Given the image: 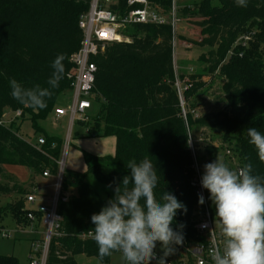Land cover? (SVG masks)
Segmentation results:
<instances>
[{
    "label": "trees",
    "instance_id": "16d2710c",
    "mask_svg": "<svg viewBox=\"0 0 264 264\" xmlns=\"http://www.w3.org/2000/svg\"><path fill=\"white\" fill-rule=\"evenodd\" d=\"M91 1L0 0V174L2 166L15 165L27 168L33 178L42 177L45 172L58 176L63 140L52 135L44 138L42 146L29 143L15 131L16 122L7 127L1 119L10 109L20 112L18 120H30L36 134L44 131L41 123L54 115L60 106L59 96L70 89L68 75L75 68L71 58L83 40L79 21L89 11ZM149 1L165 12L172 4V0ZM197 1L189 9H180V18L183 16L194 28L191 34L200 37L187 43L210 49L204 57V72L222 80L227 108L199 117L190 112L184 115L175 83L177 79L193 82V88L185 94L189 104L200 90L197 78L201 75L176 74L171 27H128L133 31L129 42L111 44L104 54L92 59L98 69L95 113L87 122L77 123L97 137H115L116 153L98 157L84 152L85 173L64 171L57 206L60 235L50 242L46 264H77L76 257L80 255L110 264L111 257L120 254L100 260L98 246L88 235L94 228L91 215L114 197L117 184L130 174L126 165L131 159L152 160L159 178L157 198L169 191L187 207L186 214L177 212L173 229L180 230L178 225L183 224V234L196 240L194 225L204 208L193 187V130L221 133L232 147L238 167L251 162L253 174L264 178V163L247 136L248 127L264 134V54L259 51L264 50V0H248L247 7H238L235 0ZM125 5L126 0H120V8ZM247 35H251V40L245 47L237 44ZM59 54L65 57V72L59 87L51 89L53 94L47 98L46 108L33 110L11 96V79L25 88L36 84L50 88L47 81L52 76L51 65ZM207 153L216 152L208 148ZM10 180V185L0 184V197L7 199L0 207V218L9 214L15 222L27 224V215L33 212L40 220L37 210L26 207L27 196L33 194L28 191L31 184ZM205 194L215 221V208L206 189ZM32 254L31 250L30 261ZM0 264L21 263L14 256L0 255Z\"/></svg>",
    "mask_w": 264,
    "mask_h": 264
},
{
    "label": "clouds",
    "instance_id": "9594fccd",
    "mask_svg": "<svg viewBox=\"0 0 264 264\" xmlns=\"http://www.w3.org/2000/svg\"><path fill=\"white\" fill-rule=\"evenodd\" d=\"M238 7H247L248 0H235ZM63 54L52 62L50 88L39 84L25 88L15 79L9 81L11 96L25 107L40 110L47 107L51 89L59 87L65 67ZM249 143L264 163V134L255 127L247 128ZM247 160V157H245ZM130 174L114 189V197L91 215V234L98 246L100 260L120 253L125 264H168L175 246L183 245L184 225L173 229L178 211L187 207L169 191L157 198L158 175L151 159H131L126 165ZM201 186L209 192L215 208V226L220 241L210 249L212 264H264V178L253 174L251 162L238 168L223 160L204 165ZM111 187V185H109ZM198 203L203 205L201 194ZM204 227H207L205 224ZM157 244L162 255H157Z\"/></svg>",
    "mask_w": 264,
    "mask_h": 264
},
{
    "label": "built area",
    "instance_id": "2783aa9c",
    "mask_svg": "<svg viewBox=\"0 0 264 264\" xmlns=\"http://www.w3.org/2000/svg\"><path fill=\"white\" fill-rule=\"evenodd\" d=\"M179 0H172L171 8L165 12L158 6H154L149 0H126L124 9L120 8V0H92L89 11L83 15L79 21V27L83 33L81 47L76 52L71 61L74 65V70L68 75L70 80V89L73 92L72 105L69 109L58 108L55 110V117H69L70 131L78 122H87L89 119L88 111L93 107L95 100L97 66L92 60L98 55L104 54L107 47L114 43L129 42L124 31L128 27L134 25H169L175 37L177 36L178 25L181 23ZM251 40V35L244 36L238 40L237 44L245 47ZM194 84L190 80L177 79L175 87L184 112L183 97L187 91L193 88ZM20 117V112L17 113ZM71 137L69 135L66 141V147L70 146ZM45 144L44 139L38 141V146ZM195 159V155H194ZM63 160V158H62ZM60 162V171L57 176L56 193L51 209L45 206H40L37 209L41 215L40 222L45 226L46 240L44 241L42 253L43 259L38 258L41 250L40 242L37 241L33 245L32 252L37 257H31L30 264H46L48 249L51 240L59 236L61 227V218L57 213L58 201L61 197L63 174L65 171L64 163ZM196 161V160H195ZM196 176L193 182V187L196 189V194L199 197L201 194L205 198L203 204L204 213L201 218L195 221L194 230L196 240L184 235L183 245L175 246L176 250L173 255L169 256L168 264H212L210 259V249L220 241L219 229L215 226V221L211 217L206 201L205 189L201 186V173L197 163L194 164ZM44 177H49V172L43 174ZM36 201V195L30 194L26 198L28 204H33ZM28 220L37 222L38 218L33 212H29ZM207 227H204V225ZM4 238L13 239L12 235L4 234ZM90 233L88 237H91ZM43 243V242H41ZM157 247H160L157 244ZM157 255H162V252L157 251ZM155 262V261H153Z\"/></svg>",
    "mask_w": 264,
    "mask_h": 264
},
{
    "label": "rangeland",
    "instance_id": "374dc122",
    "mask_svg": "<svg viewBox=\"0 0 264 264\" xmlns=\"http://www.w3.org/2000/svg\"><path fill=\"white\" fill-rule=\"evenodd\" d=\"M196 1L197 0H179L178 5L182 11L184 9L191 8V5ZM128 29L124 31V36L131 40L129 36L133 34V31L131 29ZM193 31L194 28L189 25L187 19L181 16V23L178 25L177 36L175 37L174 55L178 60H180L179 63L177 62L178 64L176 63L179 69L178 76H181L183 73H187L190 68L192 69L189 72L192 74L188 75H201L198 76L199 78H197V82L200 85V90L196 93L198 96L194 94L189 104H186L185 97H183L184 112H190L193 116L197 117L201 116V114L205 113V111H208L209 109L221 110L226 101L223 100L224 93L222 80L215 75L206 74L204 72V68L206 67L204 64V57L208 54L210 49L206 47L200 48L196 45L192 46L187 43L188 41H198L200 39V37L196 34H191ZM139 36L141 37V35ZM259 51L264 54V50L260 49ZM210 99H212V101H214L215 104L218 105L205 109L206 105L203 104V101ZM72 100L73 92L71 89H69L59 96L58 104L65 109H69L72 105ZM94 110L95 106L93 105V107L88 111V117L92 116L95 113L94 112L90 115V113ZM14 119V115L10 112V110H7L3 114V118L1 119V121L7 127L11 126L12 122H16L17 126L14 127V129H16L15 131L22 139L29 143L36 144L40 137L45 138L47 136L59 135V137L64 141L62 162L65 165V169L68 168L72 160L83 163L84 166L82 151L83 149H85V147L90 148V151H103L108 154L107 156L111 154L114 155V152L116 151L114 142H110L108 137L101 139L87 137V135L85 134V130L81 129V126L78 125H75L71 132L69 118L67 119V122L62 123L61 120L57 121L52 116H49L46 121H43L41 123L44 131H41L38 134L35 133L33 123L30 120L15 121ZM76 133L82 134V136L84 137L80 140H75ZM69 135L71 137V144L70 146L66 147V141L68 140ZM103 140H106V142ZM190 141V147L195 154V163L199 165L201 176L204 172V165L206 163L215 161L216 158L223 160L231 168H238V159L233 154L232 147L224 141L221 133L210 130H193V136ZM208 148L215 149L216 153L209 155L207 153ZM3 169L8 175H11L10 172H15L18 176H21L20 178L23 181H30V171L25 168L6 165L3 166ZM17 175H14L15 179L17 178ZM0 181V183L2 184L10 185L5 180V178H3V175H1ZM55 182H57L56 177H51L49 181L43 180V178H39L37 182V202H44V206L48 209H51L53 207V201L57 186V184L54 186ZM50 183H52L53 186H49ZM93 183L100 190L98 185L95 182ZM29 191L30 193L33 192V190ZM6 201V198L0 197V207L4 206ZM29 206H32V204H29ZM31 223L34 222L27 220V224L22 223L19 229H17L16 223L9 214H7V216H4L2 219L0 218V253L2 252V254L10 256L14 255L20 260L22 264H30V251L33 250V245L35 244V242L39 241L41 250L37 256L42 261V248L44 241L47 238L45 226L42 222H40V224L42 225L40 227V230H44L43 232L37 230L36 228H34V230H26V227ZM4 234L12 235L13 239L9 240L7 238H4ZM32 256L35 259L37 258L34 253L32 254ZM77 264H100V262L95 258L88 259L85 256H79L77 258ZM110 264H125V261L123 260L121 254H115L111 257ZM152 264H155V262H152Z\"/></svg>",
    "mask_w": 264,
    "mask_h": 264
},
{
    "label": "crops",
    "instance_id": "0c3cea01",
    "mask_svg": "<svg viewBox=\"0 0 264 264\" xmlns=\"http://www.w3.org/2000/svg\"><path fill=\"white\" fill-rule=\"evenodd\" d=\"M174 47H175V43H174ZM197 47H200V46H197ZM200 48H204V47H200ZM180 62V60H178L176 57H175V55H174V65H175V71H176V74L177 75H179V69H178V66H177V64ZM177 63V64H176ZM192 68H190V70H191ZM190 70H188V72L187 73H183L182 75H188V74H192V73H190L189 71ZM196 96H198L197 94H196ZM223 100L225 101V99H224V97H223ZM203 104L204 105H206V107H205V109L206 108H208V107H212V106H217L218 104H215V102L214 101H212V99H210V100H204L203 101ZM59 108H64V107H62L61 105L59 106ZM214 108V107H213ZM225 108H227V104L225 103V105H223V108L221 109V110H224ZM7 110H10V109H6L5 110V112L7 111ZM221 110H216V109H209L208 111H205V113H203V114H206V113H210V112H219V111H221ZM199 111V110H198ZM4 112V113H5ZM10 112L14 115V120L15 121H17L19 118L17 117V113H14V112H12L11 110H10ZM94 113V111L93 112H91L90 113V115L91 114H93ZM199 113H201V112H199ZM203 114H201V115H203ZM52 117L54 118V119H56L57 121L59 120H61L62 121V123L63 122H67V119L69 118H67V117H62V118H60V119H57L56 117H55V115H52ZM197 117H199V116H197ZM3 118V117H2ZM69 121V120H68ZM1 123H3L2 121H1ZM12 123H14V122H12ZM5 125V124H4ZM78 125V124H77ZM78 126H80V125H78ZM81 129H84L85 130V134L87 135V137H90V138H95V139H101V138H106V137H97V134L96 133H90L89 134V130L88 129H86V128H84V127H81ZM201 130H204V129H201ZM207 131V130H206ZM55 134V133H54ZM57 137H59V135H56ZM84 136H82V134H79V133H76V137H75V140H80L81 138H83ZM60 138V137H59ZM109 138V141L110 142H114V144H115V147H116V138L115 137H108ZM40 139H44V137H40ZM40 139H38V141L40 140ZM62 139V138H61ZM63 140V139H62ZM38 141L36 142V145L38 144ZM103 141H105L106 142V140H103ZM64 142V141H63ZM71 144V143H70ZM83 153L85 152V153H89V154H91V155H94V156H98V157H107V155L108 154H106L105 152H103V151H94V150H92V151H90V148H88V147H85V149H83V151H82ZM114 153H116V151L114 152ZM115 155V154H114ZM113 154H111V155H109V156H114ZM83 161H84V166H83V163H79V162H76L75 160H72L71 161V163H70V165L68 166V168H66L65 170H70V171H74V172H78V173H85L86 171H87V165H86V163H85V160H84V156H83ZM6 166V165H5ZM12 166H15V165H12ZM17 167H21V166H17ZM21 168H24V167H21ZM1 169H2V173L0 174V177H1V175H3V178H5V180L10 184H12V182H11V180H10V178H13V179H15V177H14V175H17L15 172H10V174L11 175H8L7 173H5V170L3 169V166L1 167ZM25 169H27V168H25ZM28 170V169H27ZM29 171V170H28ZM6 175V176H5ZM17 178L15 179V180H17L19 183H21V184H25V185H30L31 184V186H29L28 187V189L29 190H33V192H31V193H34L35 195L37 194V188H38V184H37V182H38V179L39 178H43V180H46V181H49V179L51 178V177H53V176H49V177H44V176H42V177H34L33 178V175L31 174V178H30V181L29 182H27V180H22L20 177L21 176H16ZM55 178V177H54ZM57 178V177H56ZM20 179V180H19ZM1 182V181H0ZM0 184H2V183H0ZM57 184V182H55L54 183V186ZM49 186H53L52 185V183H50V185ZM28 190V191H29ZM30 192V191H29ZM44 202H37V199H36V201H35V203H33L32 204V206H29V204L28 203H26V207L28 208V209H32V210H37L40 206H44V204H43ZM31 207V208H30ZM15 222V221H14ZM16 223V228L17 229H19V227H20V225L21 224H19V223H17V222H15ZM42 225L40 224V220H38L36 223L34 222V223H31V224H29L27 227H26V230H28V229H32V230H34V228H36L37 230H39V231H44V230H40ZM9 240H12V239H9ZM157 251H160L161 252V250H160V247H157ZM31 252V251H30ZM0 255H3V256H10V255H6V254H2V252L0 253ZM14 256V255H13ZM80 256H84V255H80ZM14 257H16V256H14ZM79 256H77L76 257V261H77V258H78ZM86 257V256H85ZM17 258V257H16ZM87 258V257H86ZM18 259V258H17ZM88 259H93V258H88ZM19 260V259H18ZM20 261V260H19ZM21 263V262H20ZM111 263V262H110ZM22 264V263H21Z\"/></svg>",
    "mask_w": 264,
    "mask_h": 264
}]
</instances>
